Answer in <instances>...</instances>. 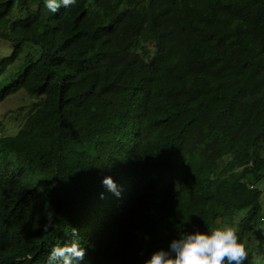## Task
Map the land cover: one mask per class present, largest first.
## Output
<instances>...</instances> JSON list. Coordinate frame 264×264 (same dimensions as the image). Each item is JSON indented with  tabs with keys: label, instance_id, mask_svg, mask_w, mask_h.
Wrapping results in <instances>:
<instances>
[{
	"label": "trees",
	"instance_id": "trees-1",
	"mask_svg": "<svg viewBox=\"0 0 264 264\" xmlns=\"http://www.w3.org/2000/svg\"><path fill=\"white\" fill-rule=\"evenodd\" d=\"M0 38V76L28 62L0 102L40 101L0 134V264L73 235L90 264H143L225 218L264 264V0H0Z\"/></svg>",
	"mask_w": 264,
	"mask_h": 264
},
{
	"label": "clouds",
	"instance_id": "clouds-1",
	"mask_svg": "<svg viewBox=\"0 0 264 264\" xmlns=\"http://www.w3.org/2000/svg\"><path fill=\"white\" fill-rule=\"evenodd\" d=\"M76 3L77 0H43L44 7L52 13ZM101 183L115 195L120 194L111 176H104ZM75 231L72 230L73 234ZM247 258L246 245L234 226L225 225L221 228L207 229L193 225L188 231L171 238L166 247L152 251L143 264H245ZM46 264H90V262L86 259V248L79 238L73 235L70 241L51 247Z\"/></svg>",
	"mask_w": 264,
	"mask_h": 264
},
{
	"label": "rangeland",
	"instance_id": "rangeland-1",
	"mask_svg": "<svg viewBox=\"0 0 264 264\" xmlns=\"http://www.w3.org/2000/svg\"><path fill=\"white\" fill-rule=\"evenodd\" d=\"M14 45L15 42L0 38V63H2L5 58L11 56ZM33 51V46L25 45L22 56ZM27 63L28 62L19 59L6 69L0 76V91L17 80L18 76L24 71ZM38 104H40V101L32 99V96L28 95L24 90H19L7 96L0 102V134H14L18 128H20L27 115L30 114ZM257 187L261 190L260 203L264 213V178L257 182ZM230 221L231 220L228 218H225V225H228ZM248 242L253 243L256 242V240L248 238Z\"/></svg>",
	"mask_w": 264,
	"mask_h": 264
}]
</instances>
